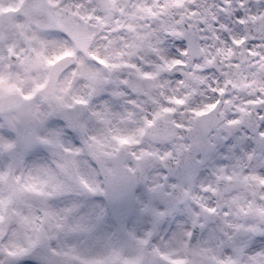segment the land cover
<instances>
[{
  "label": "clouds",
  "instance_id": "obj_1",
  "mask_svg": "<svg viewBox=\"0 0 264 264\" xmlns=\"http://www.w3.org/2000/svg\"><path fill=\"white\" fill-rule=\"evenodd\" d=\"M0 264H264V0H0Z\"/></svg>",
  "mask_w": 264,
  "mask_h": 264
}]
</instances>
